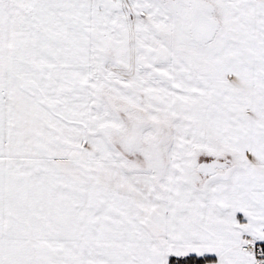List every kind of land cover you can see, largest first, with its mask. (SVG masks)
Instances as JSON below:
<instances>
[{
  "label": "snow or ice",
  "instance_id": "1",
  "mask_svg": "<svg viewBox=\"0 0 264 264\" xmlns=\"http://www.w3.org/2000/svg\"><path fill=\"white\" fill-rule=\"evenodd\" d=\"M0 264H264V0H0Z\"/></svg>",
  "mask_w": 264,
  "mask_h": 264
}]
</instances>
